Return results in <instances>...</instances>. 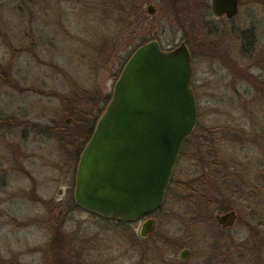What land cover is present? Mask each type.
Returning <instances> with one entry per match:
<instances>
[{"label": "rangeland", "instance_id": "1", "mask_svg": "<svg viewBox=\"0 0 264 264\" xmlns=\"http://www.w3.org/2000/svg\"><path fill=\"white\" fill-rule=\"evenodd\" d=\"M135 1L0 0V264H150L158 251L153 264H264V0H240L233 20L139 0L154 5L148 15ZM185 37L197 126L163 206L148 216L155 230L141 238L143 221L73 206L76 153L90 137L85 113L104 109L132 50L153 39L170 49ZM224 58L248 67V81ZM239 131L248 143L237 142ZM217 150L234 173L218 182ZM230 210L237 221L222 230L214 217ZM70 230H84L88 244L63 238Z\"/></svg>", "mask_w": 264, "mask_h": 264}, {"label": "water", "instance_id": "2", "mask_svg": "<svg viewBox=\"0 0 264 264\" xmlns=\"http://www.w3.org/2000/svg\"><path fill=\"white\" fill-rule=\"evenodd\" d=\"M238 0H212L215 16L233 18ZM148 15L155 9L148 5ZM191 57L184 41L164 49L149 40L130 54L116 78L110 99L85 143L75 170L73 199L82 209L108 220L133 221L158 210L166 197L197 109L191 88ZM234 211L217 216L233 226ZM155 230L148 218L139 236ZM183 248L178 261L186 262Z\"/></svg>", "mask_w": 264, "mask_h": 264}, {"label": "flooded vegetation", "instance_id": "3", "mask_svg": "<svg viewBox=\"0 0 264 264\" xmlns=\"http://www.w3.org/2000/svg\"><path fill=\"white\" fill-rule=\"evenodd\" d=\"M171 1V5H169L168 4V2H166V0H162V3H163V6H165V8H172L173 10H176V11H181V12H190V11H207V12H209L213 17H215V18H224L225 20H233L236 16H237V14H238V12H239V7H240V0H238L237 1V13H236V15L235 16H233V18H231V19H228L226 16H215L213 13H212V10H211V2H212V0H170ZM143 4L145 5L144 6V11H145V9H146V7L148 6V5H151L154 9H155V7H154V5L151 3V2H146V3H144V2H140L139 3V0H137V1H135V2H133V4H132V7H133V9H134V11H139V9H141V6H143ZM178 8V9H177ZM146 12V11H145ZM155 12H156V9H155ZM182 41H184L185 42V44L187 43V37H185ZM187 46V45H186ZM188 48V47H187ZM188 50H189V54H190V57H191V52H190V49L188 48ZM218 56H215V57H219L220 59L222 58L221 56H219V54H217ZM228 57V56H227ZM223 62L225 63V64H227L228 66H229V68L231 69V72H232V74L234 75V72H236V75H234L235 77H237L239 80H241V81H248L247 80V78H246V74L248 73L247 72V70H248V67H245V65L244 64H241V62H235V61H233V60H231V59H229V58H227V60L224 58L223 59ZM191 68H192V64H191ZM262 69V68H261ZM192 73H193V68H192ZM192 74H191V88H192ZM192 91H193V95H194V98H195V92H194V90H193V88H192ZM195 103H196V98H195ZM196 109H197V105H196ZM196 126H197V120H196V125H195V128H196ZM195 128H194V130H195ZM194 130H193V132H192V134L194 133ZM192 134L189 136V138L192 136ZM248 137V135L247 134H245L243 131L241 132V131H239V133H237V136L236 137H234L236 140H237V142H239L241 145L242 144H245V143H248L249 142V139L247 138ZM255 137H257V136H255ZM258 137L260 138V137H262L261 135H258ZM188 138V139H189ZM188 139L185 141V143L183 144V147H182V150H181V153H180V156H179V160H180V158H181V156H182V154H184L183 153V150H184V147L186 146V144H187V141H188ZM222 152L220 151V150H217V151H215V155L213 156V162H212V165H213V168L215 169L214 170V172L216 173V182H218L219 181V173H222L223 174V179L225 178V179H228V177L230 178V177H232L233 175H234V173L230 170V167H231V161H229V160H226V159H224V158H222L221 156H220V154H221ZM179 160H178V162H179ZM237 164V163H236ZM242 166V168H241V171H242V173L243 174H241V178H242V176H244V174L246 173V170H247V164H244V165H241ZM76 170V169H75ZM262 175H264V172H263V174ZM74 178H75V172H74ZM74 178H73V187H74ZM243 184H247V183H243ZM248 185V184H247ZM73 187H72V201H73V206L75 207V208H78V209H81V210H83V211H85L86 213H88V214H90V215H92V216H95V217H98L99 219H102V220H106L105 218H102V217H100V216H98V215H96V214H93V213H90V212H88V211H86V210H84V209H82L81 207H79L78 205H76L75 203H74V199H73ZM168 190V189H167ZM167 193V192H166ZM165 201V200H164ZM163 204H164V202H163ZM163 204H162V206H163ZM161 206V207H162ZM160 207V208H161ZM159 208V209H160ZM230 211H232V210H230ZM155 212V211H154ZM227 212H229V211H227ZM226 212V213H227ZM225 214V213H224ZM236 214V213H235ZM59 215H61V213H59ZM150 215V214H149ZM149 215H147V216H144V217H142V218H139V219H137V220H133V221H143L142 222V224L144 223V221L146 220V219H148V216ZM58 215H55V217L56 218H58L57 217ZM217 216H219V215H215V217L214 218H216ZM237 216V215H236ZM66 216H63L62 218H65ZM62 221L63 220H61V222H60V224L59 225H57V230H55V232L56 233H60L61 232V228H62V226H63V224H62ZM132 221V222H133ZM215 221H216V219H215ZM237 221V217H236V220H235V222ZM235 222H234V224H235ZM141 224V225H142ZM234 224H233V226H234ZM216 225L220 228V229H222V230H226V229H229V228H232L233 226H231V227H225V228H222L221 226H219L218 224H217V222H216ZM140 228H141V226H140ZM139 231H140V229H139ZM65 233H70L69 235L68 234H66L65 235ZM64 233V236H62L63 238H69L70 236V238H71V240H73V242H74V244H77V245H82V246H85V244L87 245L88 244V242H89V235L84 231V230H82V231H78V230H76V231H68V232H65ZM68 235V236H67ZM185 248V247H184ZM180 263H185V262H180ZM72 264H75L74 262L72 263Z\"/></svg>", "mask_w": 264, "mask_h": 264}, {"label": "trees", "instance_id": "4", "mask_svg": "<svg viewBox=\"0 0 264 264\" xmlns=\"http://www.w3.org/2000/svg\"><path fill=\"white\" fill-rule=\"evenodd\" d=\"M133 4V3H132ZM131 6V5H130ZM133 8V7H132ZM146 42V41H145ZM145 42H143V43H145ZM142 43V44H143ZM141 45V44H140ZM138 47V46H137ZM136 47V48H137ZM135 49V48H134ZM134 50H132V52H133ZM131 52V53H132ZM130 53V54H131ZM130 54L127 56V58H125V60L121 63V66H120V70H121V68L123 67V65H124V63L126 62V60L128 59V57L130 56ZM120 70L118 71V75H119V72H120ZM109 99H110V95L109 96H107L106 97V99L104 100V106L106 105V103L109 101ZM103 111V109L98 113V115H96L95 117H93V118H91L92 117V115L90 114V113H88V114H86L85 113V115H86V117L87 118H89V120H91L89 123H86V126L88 127H86L87 129H88V132H89V136L91 135V133H92V130H93V127H94V125H95V123H96V121H97V119H98V117H99V115L101 114V112ZM10 125H12V122L11 123H9ZM89 138V137H88ZM82 148H80V150H78L77 151V155H80V153H81V151H82V149H83V144H82V146H81ZM171 182V181H170ZM169 193V189L167 190V193L166 194H168ZM167 197V196H166ZM166 197H165V200H166ZM165 202V201H164ZM106 220H108V219H106ZM114 221H117V222H119L120 224H124V222L125 221H119V220H114ZM53 241H56V243L58 242L59 243V241H58V239H53ZM57 248H55V250H56ZM160 251H158V252H156V254H154V261H153V258L151 259V261H149V262H147V263H150V264H153L154 262H157V261H160L158 258H157V256H159L160 257ZM58 256H59V253L57 252V253H55L54 254V260H55V258H56V260L55 261H57V258H58ZM161 258V257H160ZM58 262V261H57Z\"/></svg>", "mask_w": 264, "mask_h": 264}]
</instances>
